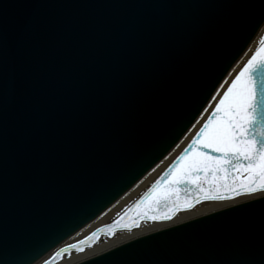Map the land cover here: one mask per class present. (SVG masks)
Instances as JSON below:
<instances>
[{"label": "water", "instance_id": "water-1", "mask_svg": "<svg viewBox=\"0 0 264 264\" xmlns=\"http://www.w3.org/2000/svg\"><path fill=\"white\" fill-rule=\"evenodd\" d=\"M263 20L264 0H0V264L36 261L144 175ZM151 186L73 245L149 221L129 210ZM198 194H187L193 206L221 200ZM75 264H264V195Z\"/></svg>", "mask_w": 264, "mask_h": 264}, {"label": "snow or ice", "instance_id": "snow-or-ice-1", "mask_svg": "<svg viewBox=\"0 0 264 264\" xmlns=\"http://www.w3.org/2000/svg\"><path fill=\"white\" fill-rule=\"evenodd\" d=\"M6 38V25L0 26V42ZM192 186L202 194L197 195V202L224 199L221 189L264 191V40L234 75L191 143L129 211L140 219H171L181 208L193 206L187 198ZM162 206L166 209L163 212ZM125 227L130 230L131 225ZM96 236L93 233L88 240ZM71 248L83 250L72 245L61 252Z\"/></svg>", "mask_w": 264, "mask_h": 264}, {"label": "bare ground", "instance_id": "bare-ground-1", "mask_svg": "<svg viewBox=\"0 0 264 264\" xmlns=\"http://www.w3.org/2000/svg\"><path fill=\"white\" fill-rule=\"evenodd\" d=\"M263 38L264 20L261 22V25L258 27L251 40L248 42V45L240 53V56L235 59L236 61L232 64L231 68L227 70L225 75H223L224 77L223 80H221L222 82L214 90V93L210 95V99L206 102V104L201 107V110L198 112L197 116L194 117L195 119L193 120L192 124L189 125L184 134L180 136L177 141H175L171 148H169L167 152L164 153L162 157L159 158L157 162L153 164V166H151L147 172L144 173V175L140 176L139 179L132 183L131 186L128 187L120 197L113 199V202H109V204L104 207V209H101L99 213L94 216V218L88 220L85 225L81 226L79 229H77V231H73L72 234L68 236V238L63 240V242H60L54 248L49 249L47 252H45V254L41 255L40 258L36 259V261L32 262L31 264H50L47 263V260L50 259L56 251H59V249L64 248L65 246L80 242L88 234L92 233V231L108 224L113 218H115V216L118 217L120 214L124 213L125 209L132 205L133 201L137 199V197L141 196L142 193H144V191H146V189L149 188L153 182H155V179L159 177V175L163 173L166 168H168L169 164L173 163L174 159L177 158L182 148L186 147L191 139L190 137L199 130L200 126L203 124V121L207 118V115L219 100V97L223 94L224 88L227 87L232 77H234V75L244 65L245 61L248 60L250 55L254 52ZM212 97H216V99L214 100ZM206 109L207 111H205ZM204 185L205 184H203V186ZM259 195H264V191L216 201H203L196 206H193L191 209L178 211V214L174 217V219L169 221L144 220L141 221L140 225L134 229L114 230L112 236L102 233V235H100V237L97 239V242H93L88 244V246H84L82 251L71 249L68 253L69 255H67L66 251L62 252L60 259L51 262V264H75L78 261L80 262V260L89 258V256L92 257L94 255H99L113 246H118V244H122V242H126L127 240L136 239V237L146 235V233L151 234L152 232L158 231L160 229H165L174 223H184V221H189V219H193L198 215H208L213 211H217V209L220 210L223 207L231 206L232 204L249 200L250 198H255V196Z\"/></svg>", "mask_w": 264, "mask_h": 264}]
</instances>
